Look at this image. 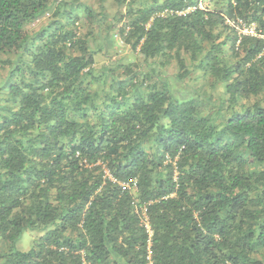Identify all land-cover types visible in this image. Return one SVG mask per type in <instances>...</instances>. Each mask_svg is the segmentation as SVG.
<instances>
[{
  "label": "trees",
  "instance_id": "1",
  "mask_svg": "<svg viewBox=\"0 0 264 264\" xmlns=\"http://www.w3.org/2000/svg\"><path fill=\"white\" fill-rule=\"evenodd\" d=\"M261 36L264 0H0V264H264Z\"/></svg>",
  "mask_w": 264,
  "mask_h": 264
},
{
  "label": "rangeland",
  "instance_id": "2",
  "mask_svg": "<svg viewBox=\"0 0 264 264\" xmlns=\"http://www.w3.org/2000/svg\"><path fill=\"white\" fill-rule=\"evenodd\" d=\"M114 56V54L112 53ZM116 56H123V59L125 61H131L134 57L132 52H129L127 48H121L120 47V53ZM36 236L34 232L31 231H24L20 237V239L17 241V246L21 250H26L30 247L32 239Z\"/></svg>",
  "mask_w": 264,
  "mask_h": 264
},
{
  "label": "built area",
  "instance_id": "3",
  "mask_svg": "<svg viewBox=\"0 0 264 264\" xmlns=\"http://www.w3.org/2000/svg\"><path fill=\"white\" fill-rule=\"evenodd\" d=\"M230 23L233 24V22H230ZM237 29H238L239 33L257 35L255 33L254 29H252V28L249 29V28H247L245 26H241V27H237ZM261 38L264 39V36H261ZM141 224L145 228V231H146V233L148 235L147 242H148V249H149L150 238H151V235H152V231H151V228H150V225H149L148 217L146 215V208H144V207H142ZM147 261H148V264H153V261L151 259V251L150 250H148Z\"/></svg>",
  "mask_w": 264,
  "mask_h": 264
}]
</instances>
